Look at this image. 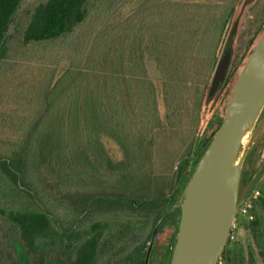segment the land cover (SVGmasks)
<instances>
[{
	"label": "trees",
	"instance_id": "1",
	"mask_svg": "<svg viewBox=\"0 0 264 264\" xmlns=\"http://www.w3.org/2000/svg\"><path fill=\"white\" fill-rule=\"evenodd\" d=\"M22 2L0 0V66L36 69V99L21 104L42 110L11 126L0 150V264H146L222 123L239 74L215 94L211 75L252 3L43 0L13 48ZM245 225L258 234V219Z\"/></svg>",
	"mask_w": 264,
	"mask_h": 264
},
{
	"label": "water",
	"instance_id": "2",
	"mask_svg": "<svg viewBox=\"0 0 264 264\" xmlns=\"http://www.w3.org/2000/svg\"><path fill=\"white\" fill-rule=\"evenodd\" d=\"M250 1V0H248ZM233 42L223 48L210 81V94L226 82ZM264 109V32L234 84L222 123L200 158L179 202L166 211L161 223L176 208L178 231L168 264H218L228 243L238 212L252 196L264 175V164L239 198L242 169L260 129L249 141ZM146 264H149L151 248Z\"/></svg>",
	"mask_w": 264,
	"mask_h": 264
},
{
	"label": "rangeland",
	"instance_id": "3",
	"mask_svg": "<svg viewBox=\"0 0 264 264\" xmlns=\"http://www.w3.org/2000/svg\"><path fill=\"white\" fill-rule=\"evenodd\" d=\"M41 1L43 0H23L19 10L14 16L13 23L8 32L9 39L11 41V46L13 48H17L15 46L16 41H18L22 30L27 25L30 18V14L32 13L34 7ZM242 4L244 5V0H242L239 6V10L242 9ZM113 11L114 8H112L109 13ZM263 17L264 0H255L246 10H244L237 35L235 37L237 41L236 44L235 38L233 41L234 57L232 67L230 69L231 75L233 73L239 74L241 72L242 65L246 61L247 54H249V50H246V41L253 36L254 30L256 29L257 25L260 23ZM96 21L97 18L92 16L91 19L87 22V24L83 26L82 29H79L77 33H75L74 38L84 35L87 29H91V27L96 23ZM223 48L224 47L222 46L219 52V56ZM19 50L15 53L14 57H21L24 61H27L31 58L23 53H20L19 56H16L18 55ZM9 63L10 64L8 65H5V63L0 66V150H3L4 148L7 149V144H5V142L10 139L8 138V136H10L8 132H10V129H12L13 126L17 127V125L21 121H32L42 110L41 105L38 106L31 104H21V102H25L27 100L34 101L36 99L35 94L38 88L41 87V85L37 83L36 80V69L32 70L33 68L30 67L27 70H21L18 65L19 63H16L14 61H9ZM150 75L153 78L157 76L154 68L150 69ZM41 77L42 76L40 75L39 80L41 79ZM21 114L23 115V119L19 118V115ZM259 127H261L259 138L253 145V147L249 150L250 152L251 150H254V148L257 147V151L255 152L254 158L255 170H259V168L264 164V113L261 114L254 130L250 134L249 138L246 140V147L251 138L255 135L256 131L259 129ZM118 157L119 153L114 149L113 158ZM248 168L249 165H243L242 172L243 170H247ZM246 187L247 183L241 181L239 198L243 195L244 191L246 190ZM256 190L259 192V197L254 200L253 208L250 211V214L254 216L253 220L258 219L259 221L258 234L246 228L245 224L253 220L243 218L238 214L230 231L228 239L230 243L229 245L227 243L224 251V253L226 252V250L228 251L231 260L230 262H227L226 260L222 259L221 264H264V203L261 200L264 198V175L258 183V187L256 188ZM178 219H180V211L178 213V211L176 210L170 218V221L164 227L159 229V232L155 240L153 241L149 264L169 263L168 258L170 256V252L174 244L175 235L178 231V226L176 223ZM150 230L151 225L147 229L145 237L148 236ZM2 239L3 236L2 231L0 229V249L4 250L5 246H2ZM163 254L166 255V257L168 258L165 259L161 257Z\"/></svg>",
	"mask_w": 264,
	"mask_h": 264
},
{
	"label": "flooded vegetation",
	"instance_id": "4",
	"mask_svg": "<svg viewBox=\"0 0 264 264\" xmlns=\"http://www.w3.org/2000/svg\"><path fill=\"white\" fill-rule=\"evenodd\" d=\"M251 3H252V0H250V4H251ZM263 32H264V17L261 19L260 23L257 25L256 29L254 30V32H253V36L250 37V38L246 41V42H247V48H246V50H247V51L249 50V51H248L249 54H247L246 61H247V59L249 58V56H250L251 52L253 51L255 45L257 44L258 40H259L260 37L262 36ZM236 42H237V41H236V38H235V44H236ZM233 57H234V53L232 54V61H231V64H230V67H229L228 71H230V69H231V67H232ZM246 61L244 62V64L246 63ZM244 64L242 65V68H243ZM227 74H228V72H227ZM239 74H240V73H239ZM262 113H264V109H263ZM242 173H243V172H242ZM241 181H242V179H241ZM248 183H249V182H247V185H248ZM240 185H241V184H240ZM178 224H179V223H178ZM158 232H159V229H158L157 231L155 230V231L153 232L152 238H153V237L156 238ZM155 238H154V240H155ZM151 241H152V239H151ZM151 241H150V243H151ZM150 243H149V247H150ZM172 249H173V246H172ZM172 249H171V252H170V256H169V258L166 257V255H164V254H163L161 257H163V258H165V259L168 258V259L170 260L171 253H172Z\"/></svg>",
	"mask_w": 264,
	"mask_h": 264
},
{
	"label": "built area",
	"instance_id": "5",
	"mask_svg": "<svg viewBox=\"0 0 264 264\" xmlns=\"http://www.w3.org/2000/svg\"><path fill=\"white\" fill-rule=\"evenodd\" d=\"M258 197H259V192L257 190H255L254 193L252 194V196L247 201V203L243 207L240 208L238 214L243 218L253 220L254 216L250 214V211L253 208L254 200H256ZM218 264H221V259H219Z\"/></svg>",
	"mask_w": 264,
	"mask_h": 264
}]
</instances>
